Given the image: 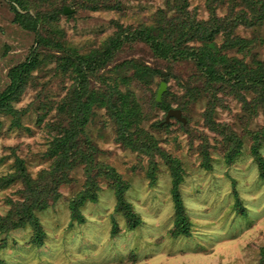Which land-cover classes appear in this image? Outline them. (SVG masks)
<instances>
[{"label":"rangeland","instance_id":"1","mask_svg":"<svg viewBox=\"0 0 264 264\" xmlns=\"http://www.w3.org/2000/svg\"><path fill=\"white\" fill-rule=\"evenodd\" d=\"M22 3L36 18L35 29L13 22L9 1L0 0V92L8 83V71L34 49L39 51V62L11 103L14 113L0 114V179L15 173L16 162L21 160L27 176L40 184L52 169L48 150L56 127L68 120L69 108L64 102L74 88H79L71 69L60 61L63 53L81 56L101 48L118 33L123 37L138 30L147 29L167 38L170 22L180 24L187 18L178 8L171 9L173 0ZM208 3L187 0L185 10L190 18L208 21ZM211 6L219 18L240 13L256 18L258 11L264 12L254 11L242 0H214ZM65 7L70 13H63ZM260 18L250 27H235L229 20L234 27L232 35L227 40V34L220 32L215 40L219 62L237 61L252 70L264 63V13ZM175 34L173 31L171 36ZM235 37L241 40L233 45ZM188 45L198 47L200 43ZM216 61L217 69H221L223 64ZM128 62L148 68L153 77L147 81L132 67H124L120 72L126 78L117 80L118 91L136 105L138 125L143 130L140 134H148L153 142L146 138L150 143L143 145L142 151L125 146L118 140L106 107L94 103L80 142L84 155L58 185L56 201L35 212L44 231L43 244L38 247L31 243L33 231L29 226L0 235L6 243L0 248V264H264L260 262L264 177L251 153L256 134L264 130V102L251 90L207 84L193 60L159 58L137 37L124 39L106 65L88 77L87 92L109 91L116 82L110 70ZM161 82L166 83L163 100L170 108L183 106L180 109L186 124L171 118L167 126L157 127L166 114L155 101ZM195 88L199 96H193ZM209 119L241 143L230 161L225 156L234 140L212 131ZM205 152L209 169L204 167ZM161 153L177 159L182 169L178 191L188 219L186 234L171 233L176 221L173 177ZM259 153L264 157V138L259 142ZM86 158L92 159L91 166L85 163ZM101 166L113 168L126 184L123 197L139 216L137 227L129 229L123 213L115 211L114 180ZM92 181L97 187L96 201L84 202L79 209L82 221H77L69 204ZM24 190L21 180L0 186V216L6 215L12 202L23 200Z\"/></svg>","mask_w":264,"mask_h":264},{"label":"trees","instance_id":"2","mask_svg":"<svg viewBox=\"0 0 264 264\" xmlns=\"http://www.w3.org/2000/svg\"><path fill=\"white\" fill-rule=\"evenodd\" d=\"M10 3V9L13 13V22L17 23L25 29H35L36 18L27 12L22 0H8ZM172 1V0H171ZM175 3L171 5L172 8H178V11L183 13V17L186 19L178 22L180 24H173L170 22L169 29L166 31V37H161L158 34L153 35L151 31L145 29L142 31H135L130 34L121 35L116 34L110 38L108 42L102 45L101 48L90 50L87 54L81 56H73L74 52L63 53L60 57V61H63V66L70 68L72 73L75 75V81L79 83L78 89H73L69 98H67L68 105L64 104L69 108L68 120L57 125V134L51 141V146L48 150V155L53 159V165L47 176L48 182L41 181L40 184H34L31 179L27 176L23 167L22 161L17 160L16 172L9 174L7 177L0 179V186H4L9 183L21 180L25 183V190L22 191V201H16L11 203L10 210L4 216H0V235H5L8 232L16 229H22L29 226L32 231L31 243L35 246H41L43 244L44 231L37 218L35 212L44 210L50 202H55L58 198V185L65 181L67 178L68 171L74 166L77 159L84 155L85 152L81 150L80 142L84 134V126L88 122L89 115L92 113V105L95 103L98 106H105L109 115L116 125V134L118 140L125 146L130 147L134 150L142 151L143 145L149 142L146 138L153 142V139L148 135L144 134V137L140 134L143 130L140 129L137 121V109L135 103L127 101L124 93L118 91L117 80H124L126 78L122 69L130 68L134 69L136 73H141L147 81L152 80V74L149 69L140 66L133 62L122 65L114 66L110 72L115 75V85L111 86V89H103L87 92V79L91 74H97L102 69L106 62L111 58V54L114 50H117L122 41L130 40L133 37L143 40L149 45L154 55L162 59H171L173 61H179L183 59H191L197 65L199 71L203 74L206 83L209 85L220 84L226 88L234 91L251 90L259 95L260 101L264 102V63H259L256 69L252 70L243 63L237 61H223L219 62L216 58V36L220 32H224V36L228 40L233 26L243 25L250 27L254 24V21L261 19L262 11L264 9V3L256 0H242L247 6L255 11H258L259 16L256 18H247L244 14H235L234 17L229 16L219 18L215 15V11L212 8L214 0H209L211 18L208 21H198L194 17L190 18V14L185 10L187 0H173ZM211 1V2H210ZM164 15V12L162 11ZM164 19V18H162ZM234 22L233 26L228 23ZM166 23V22H165ZM158 32L164 33L162 28H156ZM160 30V31H159ZM169 31H171L169 33ZM176 31L175 37L171 36L172 32ZM43 40V39H41ZM233 45L238 43L241 39L234 38ZM45 43V40L43 41ZM189 42H198L200 46L194 47L189 46ZM38 49L32 50L25 61L15 65L8 71V83L3 91L0 92V114H13L12 101H14L20 93L21 87L24 85L26 78L30 72L37 66L39 62ZM215 59V60H214ZM217 60V61H216ZM222 63L221 69H217L218 65ZM228 63V64H227ZM120 72V74H119ZM108 87V86H106ZM193 96H199V90L193 89ZM163 95L159 99L156 98V105L167 112L170 108L169 104L163 100ZM192 97V94H189ZM183 108V106H181ZM180 107V108H181ZM178 108V109H180ZM61 107H59V110ZM183 116V110L180 109ZM187 121V120H186ZM211 125V130L218 132L225 136L228 141H233V146L230 151L226 154V160L230 161L235 155L238 154L241 143L237 140L236 136L233 137L231 132L221 130L219 125L213 124L211 119L208 122ZM167 124L160 125L157 127L162 128ZM138 130V133H137ZM220 130V131H219ZM142 137V138H141ZM224 137V138H225ZM264 138V130L256 134L255 143L251 147V153L255 161L258 164L260 174L264 177V157L259 153V142ZM150 143V142H149ZM85 146L88 145V140L85 138ZM154 144L150 145L153 147ZM147 145H145L146 147ZM155 146V145H154ZM91 149H94L90 146ZM157 152V148L154 150ZM161 155H163L161 153ZM167 160V164L170 167L172 180L171 196L175 206L176 221L173 230L171 231L173 236L179 234H186L188 231V219L183 212L182 202L178 191V186L181 181V167L179 166L178 160L170 158L169 156L163 155ZM204 167L209 169L208 155L204 153ZM92 159L86 158L85 163L91 166ZM100 168L106 169L111 179L114 180L113 188L116 196V208L115 211L122 212L129 229L137 227L140 223L139 216L136 215L130 203L124 199V192L127 188L126 184L121 181L120 177L115 173L111 167L101 166ZM150 175V174H149ZM150 179L154 177L150 176ZM87 186L80 192V194L74 198L69 208L71 211L72 218L77 221H82L80 215V207L86 200L92 202L96 201V184L92 181L86 184ZM94 188V189H93ZM115 234L117 230H114ZM6 243L4 239H0V248L5 247ZM260 262L264 263V247L260 249Z\"/></svg>","mask_w":264,"mask_h":264},{"label":"water","instance_id":"3","mask_svg":"<svg viewBox=\"0 0 264 264\" xmlns=\"http://www.w3.org/2000/svg\"><path fill=\"white\" fill-rule=\"evenodd\" d=\"M70 9H68L67 7H65L63 9V13L64 14H68L70 13ZM166 88V83L164 82H161L160 85H159V89L157 91V96L156 98L159 99L162 95V93L164 92ZM171 118H174L176 119L177 121L181 122L182 124H186V118L184 116H182V112L180 109L178 108H169L165 114V118H164V121L160 123V125L162 124H167L169 123L170 119Z\"/></svg>","mask_w":264,"mask_h":264}]
</instances>
